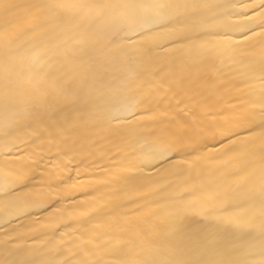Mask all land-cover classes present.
I'll return each mask as SVG.
<instances>
[{
	"label": "snow or ice",
	"instance_id": "obj_1",
	"mask_svg": "<svg viewBox=\"0 0 264 264\" xmlns=\"http://www.w3.org/2000/svg\"><path fill=\"white\" fill-rule=\"evenodd\" d=\"M0 264H264V0H0Z\"/></svg>",
	"mask_w": 264,
	"mask_h": 264
}]
</instances>
